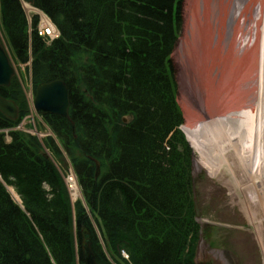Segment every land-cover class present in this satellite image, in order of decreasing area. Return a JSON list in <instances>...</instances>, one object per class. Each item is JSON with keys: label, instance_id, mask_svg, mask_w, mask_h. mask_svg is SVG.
Returning <instances> with one entry per match:
<instances>
[{"label": "trees", "instance_id": "obj_1", "mask_svg": "<svg viewBox=\"0 0 264 264\" xmlns=\"http://www.w3.org/2000/svg\"><path fill=\"white\" fill-rule=\"evenodd\" d=\"M182 1L32 0L59 30L46 45L37 16L0 0L14 63L30 51L33 85L59 79L69 93L68 118L43 116L56 142L14 129L28 113L22 84L0 87L19 109L16 120L0 113V264H86L87 245L97 264H193L192 151L170 58Z\"/></svg>", "mask_w": 264, "mask_h": 264}, {"label": "bare ground", "instance_id": "obj_2", "mask_svg": "<svg viewBox=\"0 0 264 264\" xmlns=\"http://www.w3.org/2000/svg\"><path fill=\"white\" fill-rule=\"evenodd\" d=\"M187 2V30L178 48L179 57L184 63L183 98L188 113L182 130L195 153V167L205 170L212 177H218L227 171L229 182H233L237 190L243 194L246 189L252 190L255 197L253 203L260 207L263 222L264 0ZM20 3L27 19H30L29 23L33 16H39L42 30L53 28V23L45 17V13L31 3L23 0H20ZM44 30L40 33L43 37L53 40L57 38ZM57 31L59 32L58 28L53 30L54 33ZM27 64L31 65V58ZM32 88L30 117H38L40 120L44 115H58L43 114L36 110L35 87L33 90ZM229 95H232L230 101ZM214 103L218 108L215 114L212 109ZM27 117L29 116L23 118L22 127L25 126ZM221 118L223 123L220 122ZM42 125L46 127L47 135L42 138L51 137L57 142L44 120ZM28 130H34L30 132L41 135L35 126ZM228 156L234 157L233 164L237 163L241 177L236 175L237 171L235 173L234 165L229 162ZM62 175L67 190L70 187L73 191L72 195L71 191L69 192L71 200L76 199L72 196H81L76 175L70 164ZM13 195L17 196L15 193ZM258 223L261 222L256 221L254 225L261 244L264 234Z\"/></svg>", "mask_w": 264, "mask_h": 264}, {"label": "rangeland", "instance_id": "obj_3", "mask_svg": "<svg viewBox=\"0 0 264 264\" xmlns=\"http://www.w3.org/2000/svg\"><path fill=\"white\" fill-rule=\"evenodd\" d=\"M187 6V0H183L180 8V20L177 30L178 42L176 43L174 51L172 53V66L175 74V82L177 87L176 102L179 108L181 107V109L183 110L184 116V122L182 125L187 122L188 113L185 108L183 98L184 92L182 84V66L184 65V63L181 57H179L178 48L184 40L187 30ZM28 21H30L29 17ZM43 40L45 41L46 45H50L53 41V39L49 37H45L43 38ZM28 54L30 55V51ZM21 65L22 80L24 81L25 86L27 87V89H24L25 94L26 97L28 94V98L30 100V89L32 88V86L33 88L35 87L33 83L31 86V65L27 63ZM232 67L234 69V66ZM217 79L216 85L218 83ZM231 96L232 95H229V101L231 100ZM27 105L28 113L26 116L29 117L26 118L25 127L32 129L35 126L39 130L38 132L41 134L38 136H40L41 138L47 136L46 127L42 125L43 117L38 120V117L32 116L34 118L32 119L30 117L31 102H27ZM215 105L216 103H214V107L212 108L214 110V114L217 112L216 109H218ZM220 122L223 123L222 118L220 119ZM187 143L191 151L193 152V148L188 140ZM228 160L231 164H233V161H235L234 157L230 156H228ZM62 164L64 167L63 169H67V164L65 162ZM233 165L235 173L237 171L236 175L239 174L240 169L238 168L237 163L234 162ZM59 169L60 171L62 170V168ZM241 175L242 173L237 176L241 177ZM229 178L230 177L228 176L227 171H225L224 174L221 173L218 177H212L208 175L205 170L200 171L193 178V193L201 212V218L198 219V223L199 225H201V238L204 239L206 244H209V248L207 247L204 253L206 254V256L213 257L210 249H216L219 252V255H217L219 261L218 264H264V239L263 242L260 244L258 241L259 237L257 231H255L256 225H254L256 224V221H260L261 223H258L257 225H259V228L262 229V233L264 234V221H261L263 215L261 213V210L259 209L260 207L258 205H254L253 203L255 197L253 195L252 190L251 192L250 190L246 189L243 194L242 192L237 190V188L234 187L233 182H229ZM10 188L11 187H9V191L11 192L14 201L17 204H21L19 202L18 196L15 197L13 195V193H15L14 190ZM72 193L73 191H71V195ZM74 197L78 198L80 196H72V198ZM250 220L253 221L251 222Z\"/></svg>", "mask_w": 264, "mask_h": 264}, {"label": "water", "instance_id": "obj_4", "mask_svg": "<svg viewBox=\"0 0 264 264\" xmlns=\"http://www.w3.org/2000/svg\"><path fill=\"white\" fill-rule=\"evenodd\" d=\"M31 2L32 0H27ZM15 73V69L11 64L7 52L4 48L0 34V86H8L11 78ZM35 103L34 107L41 113H54L63 117H68L69 98L68 90L62 80H52L46 83H40L35 87ZM0 112L10 119H16L18 116V107L12 101L0 96ZM126 120V118L124 119ZM198 170L195 167L194 158H192V177ZM195 217H200V210L194 201ZM86 264H96L95 259L87 247L85 249ZM195 264H216L214 261L206 260L203 262H195Z\"/></svg>", "mask_w": 264, "mask_h": 264}, {"label": "flooded vegetation", "instance_id": "obj_5", "mask_svg": "<svg viewBox=\"0 0 264 264\" xmlns=\"http://www.w3.org/2000/svg\"><path fill=\"white\" fill-rule=\"evenodd\" d=\"M208 245L206 244H198L196 250H198V253H204V251L207 249ZM209 248V247H208ZM213 251V255L217 256L219 255V252L217 250H211Z\"/></svg>", "mask_w": 264, "mask_h": 264}]
</instances>
